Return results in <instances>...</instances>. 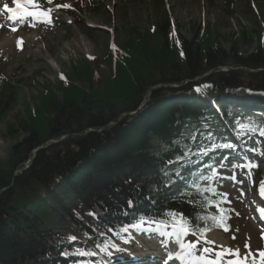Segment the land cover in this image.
Returning a JSON list of instances; mask_svg holds the SVG:
<instances>
[{"label":"trees","instance_id":"obj_1","mask_svg":"<svg viewBox=\"0 0 264 264\" xmlns=\"http://www.w3.org/2000/svg\"><path fill=\"white\" fill-rule=\"evenodd\" d=\"M253 33L257 38L253 54L237 56L233 46L246 44ZM127 34L119 57L111 53L102 59L84 57L88 68L82 64L70 68L73 77L88 83L97 84L103 76L100 87L87 94L67 75L57 78L64 93L61 101L48 88L35 109H27L25 120L17 117L26 136L12 146L6 161H0V264H85L93 248H102L141 217L191 228L201 221L204 232L218 228L204 189L199 188L197 167L212 162L211 151L221 144L198 143L205 135L211 142L218 136L211 124H204L213 115L210 104L222 112L233 107L217 103L225 90L249 83L251 90L264 94V33L244 29L234 35L228 65L236 69L228 72L218 69L228 52L209 24L194 32L190 44L165 17L140 37ZM241 66L261 71L248 74L238 69ZM209 69V75L182 85L181 93L171 98L164 99L169 88L152 90L140 111L108 125L122 111L138 108L152 86L190 81ZM191 89L200 94L188 95ZM182 93L190 99L178 101ZM0 95L7 97V104L15 100L11 85L0 84ZM99 100L109 105L120 101L124 107L121 112L102 111ZM89 102L93 105L85 115L80 108ZM254 118L237 116L232 130L237 135L241 125H248L245 130L254 138L261 135L264 123ZM53 127L59 132L51 133ZM91 128L104 129L86 133ZM62 133L67 137L60 143L36 153L24 177L14 175L33 149ZM177 181L190 190L171 193V184ZM181 213L186 214L183 221Z\"/></svg>","mask_w":264,"mask_h":264},{"label":"rangeland","instance_id":"obj_2","mask_svg":"<svg viewBox=\"0 0 264 264\" xmlns=\"http://www.w3.org/2000/svg\"><path fill=\"white\" fill-rule=\"evenodd\" d=\"M224 2L225 0H96L94 9L85 11L82 15L81 20L86 23L87 28L76 26L74 21L68 23L64 17L65 22L62 27L52 33L46 34L39 27L45 42L42 39L37 40L36 35L30 34L25 46L14 49L8 46L18 37L17 33L6 36V33L3 34L5 29L0 27V76L13 87L15 99L13 103L7 104V97L0 95V161H6L12 146L26 136V132L18 125V119L25 120L27 109H35L41 94L52 88L56 97L60 101L63 99V90L57 87V77L65 72L72 84L86 88L87 94L92 93V90L102 85L103 76L97 84L93 81L88 83L85 78L77 80L73 77L70 68L78 67L80 64L88 68L83 64L85 56L95 55L102 59L107 47L113 43L124 46L123 41L128 35L127 32L140 37L150 32L163 16L169 18L170 22L178 27L181 37L188 44L191 43L194 32L200 26L202 28L204 23L209 24L221 38L220 47L228 52L227 64H229L232 60L229 53L234 35L243 32L244 29L255 31L264 29V0H232L230 10H227ZM251 37L252 39H248L246 44L233 46L237 56L245 57L253 54L257 44L256 33L251 34ZM7 38L8 41L4 44ZM18 45L19 43L16 42L15 46ZM230 68L231 66L224 65L220 66L219 70L228 72ZM241 70L248 74L254 73L246 69ZM89 74L91 77L92 72L89 71ZM236 92L243 91L225 90V93L230 95ZM248 93L254 96L253 93ZM261 98L264 100V96ZM145 99L147 100L148 96ZM262 109L256 112L258 114L256 116L263 117L261 121L264 122V108ZM117 123L118 121L113 122L112 126ZM64 135L66 134L62 133L59 138ZM60 142L61 140L52 145ZM261 149L262 152L255 151L259 153L257 168L248 167L247 165L251 164L248 161L239 162L238 170L233 169L231 177L219 178L213 184L220 195V209L227 210L229 214L231 230L229 233L222 232L225 237L222 236L227 239V245L219 248L206 238L202 241L195 236H186L189 243H197L196 249L201 251L206 260L215 261V264L216 262L231 264L236 259L235 256L228 254L231 250L238 251L241 259L247 257V264L253 259L255 260L250 264H254L253 262L264 264L259 255L264 252V237L259 238L260 234L264 233V227L260 229L251 218L254 207L258 208L259 205L264 204L258 201L257 194L258 184L264 182V146ZM229 167V164H220L216 172L227 173ZM17 171L16 174L24 177L23 172ZM132 233L138 240L143 241L144 247H148L153 242L157 245L161 239L166 241L167 238L154 232L132 230ZM205 248L209 250L208 253L204 252ZM194 252L196 254V251ZM217 253L221 255L218 256Z\"/></svg>","mask_w":264,"mask_h":264},{"label":"snow or ice","instance_id":"obj_3","mask_svg":"<svg viewBox=\"0 0 264 264\" xmlns=\"http://www.w3.org/2000/svg\"><path fill=\"white\" fill-rule=\"evenodd\" d=\"M13 3L15 4V8L9 7L7 4H4L3 6V11L6 13L10 14V19H22L25 16H37V13L34 11H31L29 9V5H33L35 3V0H13ZM64 7H68V5H64ZM42 14V13H41ZM15 30V29H13ZM241 130L247 129L248 125H241ZM255 131V129H252ZM261 135H264V129L261 130ZM224 147H232V145H224ZM203 154H207V152H203ZM179 159V158H178ZM171 163V161H170ZM248 167H252L254 165H247ZM261 194L264 195V185L261 187ZM129 206H131V201L129 202ZM173 217L176 216V213H170ZM186 214L181 213L180 217L181 220H184ZM215 219V218H214ZM164 224L162 221H157L152 218H145L141 217L137 220L136 223L130 224L127 226H124L121 228V231L127 232L129 229H133L134 231H139V232H146V233H156L159 236L162 237H169L171 238L173 235L175 236V242L178 243V246L180 248V252L175 255V257L172 255V253H169V260L172 259H178L181 261V264H215V261L212 260H206L203 256L197 258L196 254L194 252L195 249V243H185L184 240L182 239L183 236H187L189 232H195L196 230L191 227H184L183 225L181 226L179 231H175L172 233L165 232L163 231ZM227 230V229H225ZM70 240H74L75 237H69ZM171 242V241H170ZM113 247H115L113 245ZM102 251H107L106 248H103ZM208 249L205 248L204 252L208 253ZM80 255H85V253H78ZM91 254V253H87ZM230 255H233L236 257L235 260L231 262V264H247V257L244 259L240 258V254L238 251L232 252L229 250ZM217 255H221V253H217ZM260 257L262 258V262H264V252H261ZM165 264H168V261H165Z\"/></svg>","mask_w":264,"mask_h":264},{"label":"water","instance_id":"obj_4","mask_svg":"<svg viewBox=\"0 0 264 264\" xmlns=\"http://www.w3.org/2000/svg\"><path fill=\"white\" fill-rule=\"evenodd\" d=\"M227 60H228V59H224V60H223V64L226 65V64H227ZM239 68H241V69H245V68H243V67H239ZM154 88H155V87H154ZM154 88H153V89H154ZM89 105H91V104H85V105L82 106V108H81V112H82L83 114H86V113H87V107H88ZM98 105L101 107V110H102V111L106 110V109H107V106H108L105 102H103V101H101V100L98 101ZM110 107H111V109H112L113 111H119V110L122 109V107H123V103L120 102V101L113 102V103H111ZM58 131H59V129H52V132H58ZM89 131L92 132V131H94V130H93V129H90ZM65 136H66V135H65ZM65 136H63L62 138H59V139H55V140H54V139H51V140L46 141V142L43 143V144L38 145V146L36 147V149H34V150L32 151V153L29 155V157H28V159L26 160V162H25V163L22 165V167L19 169V173H22L26 168H28V166H30V162L34 159L36 153H37L39 150H41L42 148H44V147H46V146H49V145L55 144L56 142L62 140ZM4 190H5V189H4Z\"/></svg>","mask_w":264,"mask_h":264},{"label":"bare ground","instance_id":"obj_5","mask_svg":"<svg viewBox=\"0 0 264 264\" xmlns=\"http://www.w3.org/2000/svg\"><path fill=\"white\" fill-rule=\"evenodd\" d=\"M9 38V37H8ZM8 38L5 40L4 44L8 41ZM12 40V39H11ZM206 204V203H205ZM201 208V207H200ZM181 227H163V230L165 232H169L172 233L175 231H179ZM207 239L209 241H211L212 243H214L215 245L219 246V247H224L226 246L227 242L225 240V238L222 236V234L218 231H213L211 233H209L207 236ZM182 239L184 240V242L187 244L189 243L188 241H185V236L182 237ZM157 240V239H156ZM171 241V242H170ZM158 243V242H157ZM165 249L168 250L169 253H172L173 256H175L177 253L180 252V248L178 246V243L175 242V236L173 235L171 238L167 237V242L165 243ZM140 254V253H139ZM149 257L152 256V254H148ZM141 257V256H139ZM137 261V260H136Z\"/></svg>","mask_w":264,"mask_h":264}]
</instances>
